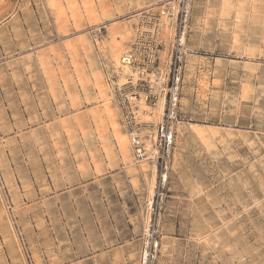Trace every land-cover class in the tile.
<instances>
[{
    "label": "rangeland",
    "instance_id": "obj_1",
    "mask_svg": "<svg viewBox=\"0 0 264 264\" xmlns=\"http://www.w3.org/2000/svg\"><path fill=\"white\" fill-rule=\"evenodd\" d=\"M128 1L130 4L126 6L123 5L126 4L125 0H94V8L99 4L106 5L115 21L127 22L144 11L135 8L133 0ZM69 2L0 0V264H22L23 260L26 264H137V254H140L144 240L149 236L148 230H137L133 221L140 207L146 208V198L131 188L123 166L116 158L110 162L111 166L102 156V161L99 160L98 146L87 119L77 116L80 121L78 127L71 120L73 115L93 110L89 106L93 103L92 95L84 97L71 92L72 97L81 98L74 101L80 111L73 112L57 85L58 78L53 68L58 61L64 64L60 70L70 91L73 83L69 80V77L73 79L71 62L80 69L82 82L89 78L88 68L101 71L102 75L114 80L110 68L104 66L101 55L91 48L96 37L101 39L104 36L105 29L88 30V23L83 19L77 30L64 21L58 23L60 8L64 10L66 22L71 20L67 9ZM53 3H57L56 6ZM246 15H249L248 11L244 16L245 23ZM191 22L192 15L188 18L186 35L190 34ZM243 28L246 30L248 24H243ZM259 31L256 34L246 31L241 37L242 42H250L257 49L255 57L251 59L227 52L212 33L204 34L200 40L192 33L195 37L188 40L194 55L202 61L218 58L223 62L228 61L229 67L218 85L207 94L204 109L209 113L206 123L201 120L204 116L203 106L188 87L183 91L180 89L179 104L182 98L185 106L179 105L182 116L178 122L217 128L220 125L219 131L229 136L224 143L217 144L216 155L209 154L192 140L180 146L182 166L187 168V172L208 196V201L203 199L202 203L195 205L198 209L206 208L203 216L211 225V235H216L213 240L216 244L207 246V250L201 244L189 241L192 215L182 220L180 214L187 204L186 194L174 190L175 177L166 170L169 178L166 196L162 199L165 203L160 205L162 210L159 211L162 222L160 239L164 224L170 223L174 241V252L166 264H264V33ZM73 38L88 40L82 46L76 42L73 49L69 46ZM142 43L138 44L134 38L129 43L131 53L140 64L136 67L147 73L155 72L163 48L153 50L158 61L152 67L154 59L150 64L148 53L144 52L147 51L146 41ZM41 49L52 50V55L41 57L44 60L39 62L35 55ZM54 52L59 53L56 55ZM143 55L146 63L141 60ZM54 74L56 77H53ZM165 82L162 84V97H165ZM240 82H245L248 87V100L238 98ZM147 85L142 78L134 85L113 91L114 104L119 106L122 115L129 116L130 129L134 124L125 95L131 93L138 97V93L145 94L147 103L151 105L155 99L151 101L154 97ZM84 87L89 90L88 84ZM59 96H62L61 99ZM223 98L226 101L224 106ZM220 116H223L221 120ZM61 118L67 124L66 129L60 128L57 123ZM172 145V149H175L174 139ZM91 156L95 164L90 162ZM156 157L150 159L154 178ZM173 201L177 203V211L167 207ZM158 257L157 251L156 264H159Z\"/></svg>",
    "mask_w": 264,
    "mask_h": 264
},
{
    "label": "bare ground",
    "instance_id": "obj_2",
    "mask_svg": "<svg viewBox=\"0 0 264 264\" xmlns=\"http://www.w3.org/2000/svg\"><path fill=\"white\" fill-rule=\"evenodd\" d=\"M125 3L126 4L123 3V5L128 6V4H130L128 0H125ZM56 4L53 3L54 6H56ZM132 4H134L135 8H140V10H144V11L142 13H138L137 15L131 17V18H136V19H133L130 21L127 20V22L126 21H121V22L115 21V18L114 19L112 18L113 16L112 14H110L111 12L106 5L101 4L102 6H100L99 4L98 7H95L97 9H95L94 0H70L69 5L67 4V9L68 11H70L71 16H68V17L71 20L68 23L66 22L67 18L64 19V16H65L63 13L64 10L60 8L58 11L59 17H57L58 23L61 21H64V23H66V25L69 24L73 28V30L78 29V27L80 26L79 23L82 19L86 23H88V26H89L88 30L95 29L94 31H96L98 30L99 27L105 29L104 36H102L101 39L96 37L93 40V43L91 44V48L93 50H97L98 53L101 55V58L103 59V62H104L103 63L104 66H106V68L107 67L110 68V70L112 71V77H114V80H111L110 76L102 75L101 71L98 72V71H95L96 69L94 70V69L88 68L87 71L89 74V78L87 77L86 79H84L85 82H82L80 69H78L74 65L73 62H71L70 64H72L71 71H72L73 79L69 77V80L72 81L73 83L71 84L72 91H70L69 89L70 86H67V81L63 78V73L60 70V68L64 65L61 63V61H58L59 63L56 62L58 64H54L53 69L54 71H56L55 73L57 74V77L55 76V74L53 77L58 78L57 85L60 86L59 87L60 91L64 93L66 103L72 106L71 109L73 112H78L80 110L79 108H77V105L74 102L77 98L72 97L71 92L76 93V95L77 93H80L84 97L87 94L92 95L93 103H91L89 106L93 107V110L83 111L81 115H73L74 117H72L71 120L73 119V121L77 124V127H78L79 122H80L79 121L80 116L85 117V118H82L83 120L87 119L89 123L88 126H90V128L92 126L95 143L98 146V148L96 149L99 152V153L97 152L99 156V160L101 159V156H102V158L106 159V161H109V164L107 163L109 166L110 162L113 161L114 158H116L118 163L120 162L121 165L123 166L125 175L128 178V182L131 188L134 191H139L146 198V201H147L146 204L148 203L146 205V208L142 209L141 208L142 206H141L140 209L136 213V219L133 221H135V226H136L135 228L137 230L138 229H142V231L148 230V234H149V227L152 221V213H153L152 209L150 208V205L152 203L154 196L157 193V176H158V170L156 167V163L154 161V167L156 169L155 170L156 171V177H155L156 186H155V178L153 175L154 172L153 170H151L152 168L150 169V163H152L150 159L158 155L156 126L160 124L162 121V116H163V111H164V106H165V97H162L164 96V94H162V92H164V88L162 84L165 82L166 76L168 74V66L170 62V59H169L170 50L169 49L173 46V43H174V37L176 35V31L179 25L177 22V17H178L179 10L181 9V6L176 0L175 1L174 0H133ZM115 9H118V7H116ZM183 9H186L187 11L186 17L183 18L182 20V24H183L182 29H180V32H181L180 37H181V42H182L181 52L183 56V75L184 76H182V79H180L181 86L179 87V89L182 88V91H183L184 88L188 87L187 89H189L190 93L193 94V97L196 98L198 103H200L203 106L202 111H203L204 116H203V119L201 118V120L204 121L202 123H206L205 121L208 120L207 115L209 112H207L208 110L205 111L204 109L205 104H207L205 103V100L208 99L207 96L210 94V90L213 87L217 86L218 83L221 81V79L224 77L225 73L228 72L227 69L229 65H228V61L223 62V61H220L218 58H212L210 61H206V60L202 61L201 59H199V57H196L194 55L192 47L189 46L188 44V40H190L192 37H195V36H192V33H194V35L198 37L196 38L198 40H200L204 34L212 33L213 37L219 41V45H221V47L224 46V48L226 47L227 52L232 51L235 54H240L241 56H243V58H246V59H251L255 57V51L257 50L255 45L250 42H245V43L242 42L241 37L247 32H249L250 34H256L258 29L262 31L261 33H264V0H187L185 5L183 6ZM191 9H192V14H191ZM247 11L249 12V15H246L247 23H245L244 16ZM190 15H192V22H191L192 24L190 27L191 31H189L190 32L189 35H186L187 33L186 25H187L188 18ZM243 24H248V28L246 30L245 28H243ZM176 25H177V28H176ZM66 27L70 29L68 26ZM67 28H63V29L65 30ZM69 32L66 31V33H69ZM262 35L260 37H262ZM65 37H69V36H65ZM132 38H134L138 42V44L139 43L143 44L142 42L146 41L147 47H145V49L148 48L149 50L144 51V52L148 53V61L150 64H151V61L153 60L152 58L154 54V51L152 50L153 46H155L157 43L162 46L163 51L161 52L160 57H159V66L155 72L147 73L144 71V69L141 70L136 67V66H139L140 64H138V59L136 58L134 54L131 53V50L129 48V43H131ZM70 41L72 42L70 43L69 46L72 47L73 49L75 48L76 42L79 43L81 46L85 43V41L82 40L81 38L77 40L73 38V40L70 39ZM260 41L262 40L260 39ZM89 43H90V40H89ZM50 49H43V50L41 49L42 51L40 53L39 52L36 53L35 55L36 59L39 60V62H42V60L44 59H42L41 57H47V56L50 57L52 55V50ZM71 52L73 51H70V53ZM54 54L56 53L54 52ZM35 57L33 59H35ZM76 60L74 61L76 62ZM149 63L147 65L148 67H150ZM95 65L96 64H94V66ZM151 66L154 67L153 64ZM66 70L67 69L65 67V71ZM60 71H61V74H59ZM142 78L144 79V81L148 83L151 94L154 97L152 99H155V102L154 104L149 105L147 103L146 95L142 93H138V97H135L131 93L129 94L126 93L125 97L127 99L128 109L130 111L132 123L134 124V126L130 129L129 127L131 126L128 127L129 116H125L124 114L122 115L121 114L122 111L119 108V106L118 105L116 106L114 104L115 92L113 91L115 88L121 89L124 87L125 89V87L128 85H134L135 83H137V81L141 80ZM43 83H44V80H43ZM85 84L89 85V90L85 89L84 87ZM47 87L49 86L47 85ZM247 89L248 87L246 83L240 82L239 93H238L239 97L238 96L237 97L240 99L248 100L247 99V95H248ZM182 95H183V92H182ZM232 97L234 96L232 95ZM225 98L222 99L223 100L222 106L226 104ZM79 99L77 100L79 101ZM180 102H181L180 104H183L185 106L184 99L181 98ZM240 103L241 101L239 102V104ZM54 105L56 106V104ZM65 110H63V113H65L64 112ZM182 110L184 109L182 108ZM222 118L223 116H220L219 120H221ZM57 123L59 124L60 128L62 129L67 128L66 127L67 124L65 123L64 119L61 118L60 120H58ZM218 128L214 126H208V125H202V124H190V123L182 124L178 122V120L174 122V131H175L174 144H176V148L175 149L173 148L172 152H170L169 154L170 159H169V162L167 163L168 165H166V170L171 171L175 177L176 183L174 186V190L179 193L186 194L187 204L185 207H183V209H181L180 214L182 216V220H185L189 215H192L191 216L192 220H191L190 229H189V241L195 243L196 245L201 244V246H204L205 249L207 246H213L216 244V242L213 241L216 238V235H213V236L211 235L212 233L211 225L209 224L208 219L204 218L203 216V213L206 208L202 207L201 209H198L195 205H197L200 202L202 203L203 199L208 201V196L203 191L204 188L201 189L199 185L196 183V181L192 178V176L187 172L186 170L187 168L184 165L182 166L183 160L180 154V148L182 147L180 146L185 145L188 140H192L193 142H196L199 145H201V147L205 151H207L209 154L216 155L215 153H216L217 144L224 143L228 139V136H229L228 133H221ZM224 129L226 130V128ZM64 132H67V131H64ZM86 133L87 132H85V134ZM68 135L69 134L67 133V136ZM134 142H137V144L140 145L142 149L141 151L142 155L140 157L136 156V153L134 151V146H133ZM93 155L95 156V154ZM85 158H86V155H85ZM90 158H91L90 162H92V164H95L94 161L92 160L93 157L91 156ZM91 170H93V168ZM151 171H152V174H151ZM165 178L166 180L167 178H169L167 172H166ZM150 200H151V203H150ZM164 203L165 201H161L160 204L163 206ZM167 207L168 209H174L177 211L176 201L170 202L167 205ZM160 208L162 210V207ZM160 212L157 213L156 218H155L157 225L159 227L158 242L160 241L159 244L157 243V247H158L157 251L159 253L158 262L159 264H166L167 259H170L171 254L174 252V241H172L173 238L171 237L173 230H172V225L170 223H165L162 228L163 233L161 234V239H160V224L162 223L160 221L161 220ZM148 237L149 236H147L146 239L144 240L142 248L140 249V254H137V259H138V261H136L137 264H142L146 260V254H145L146 252L144 253V248L148 242ZM131 252H134V250H132ZM124 261L126 262V259H124ZM21 263L26 264L24 260L23 262L21 261Z\"/></svg>",
    "mask_w": 264,
    "mask_h": 264
},
{
    "label": "built area",
    "instance_id": "obj_3",
    "mask_svg": "<svg viewBox=\"0 0 264 264\" xmlns=\"http://www.w3.org/2000/svg\"><path fill=\"white\" fill-rule=\"evenodd\" d=\"M175 1V0H174ZM181 9L179 10L177 22L178 28L176 35L174 37V43L170 50L169 55V70L165 82V108L163 111L162 121L157 125V145H158V155L155 159L156 167L158 170L157 176V193L154 196L150 208L152 209V221L149 227V237L148 242L144 248V253L146 254V260L142 264H156L157 256V243H158V225L155 220L157 213L160 211V203L162 199L166 196V186L168 178L166 180V165L169 160V154L172 149V142L174 139V122L180 120L182 113L179 109V98H180V89L182 73H183V56H182V42L180 37V29H182V20L186 17L187 11L183 9L187 0H176ZM190 13V11H189ZM161 48V45L153 46L152 50L156 51ZM145 50H149L146 48ZM145 55L142 56V60L145 63ZM152 58L154 59L152 64L155 67L158 61L157 54H153ZM153 99H151L152 101ZM154 104V102H152ZM134 151L137 157L142 155L141 147L134 142ZM154 217V218H153Z\"/></svg>",
    "mask_w": 264,
    "mask_h": 264
}]
</instances>
